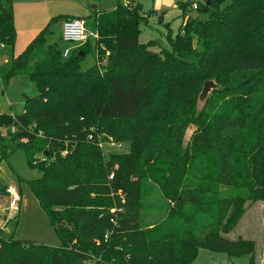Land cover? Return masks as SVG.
Instances as JSON below:
<instances>
[{"label": "trees", "instance_id": "16d2710c", "mask_svg": "<svg viewBox=\"0 0 264 264\" xmlns=\"http://www.w3.org/2000/svg\"><path fill=\"white\" fill-rule=\"evenodd\" d=\"M124 1L126 5L118 1L108 11L90 10L98 38H89L62 58L57 44L46 43L48 28L14 56L13 1L0 0V61L7 59L0 66V84L5 90L21 77L36 89L34 95H23L20 113L0 115V128L16 129L0 138V156L22 152L29 167L40 171L41 177L28 184L61 241L59 247H49L0 238V264H191L199 249L248 256L252 264L255 243L225 238L217 231V218L183 219L182 233L164 222L141 228L142 187L127 177L130 172L143 174L137 169L140 160L150 167L149 174L156 165L166 164L167 177L152 179L173 204L171 213H181L185 207L202 206L206 188L196 165L213 155L218 172L213 184L226 190L241 188V202L264 200V0L197 1L198 17H188L173 38L167 36L169 49L161 54L139 42L141 6ZM179 7L184 13L191 10L187 2ZM91 43L98 57L82 71ZM208 82L213 83L211 95L206 94L202 107L208 114L220 113L222 121L191 120L179 153L177 134L187 121L185 107L201 103ZM222 86L235 93L227 96ZM130 120L141 123L124 136L102 125ZM190 125L194 131L185 142ZM90 131L113 138L123 149L128 142L130 153L103 152L87 141ZM216 131L219 135L214 137ZM244 143L248 146L242 153ZM141 147L146 149L143 158ZM166 152H176L174 163L164 159ZM38 156L45 161L34 165ZM119 206L124 214L111 225L109 210ZM235 214L223 233L235 226Z\"/></svg>", "mask_w": 264, "mask_h": 264}, {"label": "rangeland", "instance_id": "374dc122", "mask_svg": "<svg viewBox=\"0 0 264 264\" xmlns=\"http://www.w3.org/2000/svg\"><path fill=\"white\" fill-rule=\"evenodd\" d=\"M118 1L123 4L127 3V1L124 0H71L69 3L51 5L53 7L51 13L55 12L54 7L66 8L65 10L68 9L69 11L72 9L76 12L80 9L78 14H82L84 12L83 10H85L86 14L80 15V18H86V28L88 32H93L94 23L92 17L94 14L90 10H111L116 6ZM132 1L141 6V13L143 15L144 23L140 26L139 42L145 45L148 51L156 54H161L164 49H169L167 36L171 35L173 38L179 32L182 24L188 17H198L194 10L185 13L182 12L179 4L184 0ZM92 5H95L96 8L92 9ZM87 12H90V17L87 16ZM51 21L52 19L46 20L41 16L38 23L41 31L44 28H48L49 30L46 39L47 44H57L59 49H62L63 46L72 47V52L82 46V44H64L61 41V21L59 23H52ZM93 50H95L94 44H92V51L81 63L82 71L87 70L95 64L98 54L96 50ZM6 62L7 59H2V61H0V66ZM201 88L202 84L199 86L197 95L200 93ZM220 90L223 93H227V96L230 93H235V91L228 86H222ZM24 94L34 95L36 94V89L33 84L21 77L10 81V84L5 90L0 84V113L7 115L12 112L20 113L23 108ZM210 95L209 91L207 96ZM213 98V102H215V98L217 97ZM202 104L201 102L197 104L196 107H185L184 113L187 121L177 134L179 140V153L181 152L180 141L187 124L191 120L196 118L198 122L205 121L206 123L217 120L218 124L222 121L219 118L220 113L216 111L212 114H208V112L203 109ZM173 105L174 102L171 104V108ZM140 123L139 120H130L114 122L110 125H108L107 122H103L102 125L110 127L113 131L124 136L126 133H134L136 127ZM213 135L217 137L219 134L216 131ZM246 135H249V132L246 131L245 136ZM251 138L252 135L248 137V140H251ZM126 143V147L123 149V153L125 154L130 153L128 142ZM247 146L248 144L244 143L241 148L242 153ZM113 152L116 151L113 150ZM138 152L140 153L139 158H143L146 155V149L142 147L138 149ZM166 155L164 159L167 163H174L176 160V152H166ZM37 158H41V156ZM140 161V163H137V169L143 171V174L140 175L130 172L127 180L139 182L142 187V197L139 208V222L141 228H152L156 224L164 222L169 226L170 230L182 233L185 228L182 224L183 219H195L197 221H204V219H206L211 221L217 218L220 223L217 229L219 234H223V236L229 240L242 238L244 240L253 241L255 243V253L253 255L252 264H264V200L241 202L243 193L241 188L226 190L213 184L212 180H215L218 176L215 156L209 155L204 157L201 164L196 165V171L202 169L201 172L204 177L203 184L206 188L202 206L200 208L185 207L182 209L181 213L177 214L171 213L173 204H170L164 198L158 184L152 179V175H155L158 179L161 176L167 177L169 171L166 170V164L156 165L158 169L149 174L150 167L147 168L146 165L142 166L143 160ZM171 167L172 165L170 168ZM117 168L118 166L115 165L114 171ZM40 177V171L37 168L29 167L22 152H14L7 158H2L0 156V238L4 240L43 244L49 247H59L61 245L60 238L52 228L45 213L40 208L28 184V181L36 180ZM11 186H16L21 198L20 210L15 214L8 211V197L4 194V189ZM128 209L129 211L133 210V205L128 207ZM233 213L237 214H235L232 220L235 226H232L233 229L228 233H223V227H225V223ZM204 231H206V229ZM191 264H249V257H229L223 253H213L204 249H199L196 259Z\"/></svg>", "mask_w": 264, "mask_h": 264}, {"label": "built area", "instance_id": "2783aa9c", "mask_svg": "<svg viewBox=\"0 0 264 264\" xmlns=\"http://www.w3.org/2000/svg\"><path fill=\"white\" fill-rule=\"evenodd\" d=\"M183 2H187L190 4L191 10L196 11L197 9V1L195 0H184ZM126 5V3H124ZM183 33V32H182ZM89 38L97 39L98 35L96 32H88L86 28V22L84 18H71L67 21H65L62 24L61 27V40L65 44H85ZM3 46L0 45V48ZM69 50L64 49L61 51L62 58H68L69 57ZM12 114V113H11ZM2 115V113H0ZM16 131L14 126H10L8 128H0V138L8 137L11 134H14ZM39 136H41V133H39ZM87 141L96 145L100 150L103 152L108 151V148L110 151H121L123 149V145L121 143L115 142L113 138L105 135L96 133L94 131H90L87 135ZM113 149V150H111ZM65 154V153H64ZM45 158L41 156V158H38L34 165H37L40 162H44ZM114 172H112L109 175V180H113ZM4 194L8 197V211L15 214L19 212L20 210V204H21V198L18 189L16 186H11L9 188L4 189ZM117 197H119L121 203L125 202L124 197L122 196L121 192H118ZM124 208L122 206L119 207H113L109 210L110 215H112L109 219V224L116 225L117 224V218L124 214ZM109 239V235L106 234L104 236V243H107ZM99 243V242H97ZM117 250H121L120 248H117ZM129 257H127L128 259ZM97 261H100L99 258L96 259Z\"/></svg>", "mask_w": 264, "mask_h": 264}, {"label": "crops", "instance_id": "0c3cea01", "mask_svg": "<svg viewBox=\"0 0 264 264\" xmlns=\"http://www.w3.org/2000/svg\"><path fill=\"white\" fill-rule=\"evenodd\" d=\"M70 1L71 0H13V24L15 29L13 55H20L29 43L41 32L38 26L41 16L46 20L62 17V25L71 18H80V15L86 14L83 9L81 10L84 12L78 14L80 9L76 12L72 9L69 11L68 9L65 10L66 8L58 7H54L55 12L51 13V9L53 8L51 5L69 3ZM87 16H90V12H87ZM64 49L69 50V55L72 53V47L63 46L61 51Z\"/></svg>", "mask_w": 264, "mask_h": 264}, {"label": "water", "instance_id": "95a60500", "mask_svg": "<svg viewBox=\"0 0 264 264\" xmlns=\"http://www.w3.org/2000/svg\"><path fill=\"white\" fill-rule=\"evenodd\" d=\"M91 8L94 9V8H96V6L92 5ZM212 85H213L212 82L205 83L203 93L201 94V97H200L201 102L206 97V94L210 91ZM193 131H194V127L192 125H190L186 131L185 142H187L189 140Z\"/></svg>", "mask_w": 264, "mask_h": 264}]
</instances>
